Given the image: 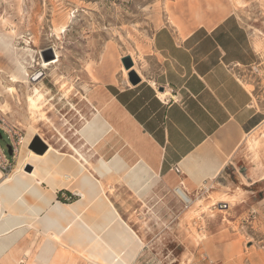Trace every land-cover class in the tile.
I'll use <instances>...</instances> for the list:
<instances>
[{
    "label": "crops",
    "instance_id": "1",
    "mask_svg": "<svg viewBox=\"0 0 264 264\" xmlns=\"http://www.w3.org/2000/svg\"><path fill=\"white\" fill-rule=\"evenodd\" d=\"M199 6V11L192 12V7L185 5L173 22L159 28L149 42H141L133 54L124 52L118 57L115 54L111 59L115 68L107 72L99 95L91 96L89 104L95 113L101 112L112 129L96 150L87 146L94 151L95 162L83 154L94 165L100 159L110 163L116 156L123 159L127 168L142 162L147 165L142 168L151 183L141 193L130 186L124 173L101 178L87 166L103 182L106 195L112 200L121 195L123 188L136 196L137 201L161 187L170 191L181 188L192 198L207 190L208 199L212 196L235 199L236 203L228 205L233 212L242 211L241 218L264 203V167L247 163L242 149L246 137L263 123L264 115L255 105V87L244 83L240 76L243 71L261 65L263 43L246 29L232 5ZM126 56L134 61L130 70L122 64ZM131 71L140 78L137 85L129 81ZM114 145L120 146L119 150L114 152ZM103 147L104 156L100 154ZM0 173L1 184L7 176ZM111 181L117 182L110 184ZM40 188L49 191L50 185L41 182ZM10 189L9 185L7 199L15 205L16 193L12 194ZM71 189L85 190L88 198H72ZM61 194L73 201L60 200ZM53 197L52 209L65 210L67 218L60 221L64 227L76 213L63 206L77 203L87 210L94 203L92 193L82 184L59 189ZM26 198L30 203L36 202L31 195ZM213 207L215 204L210 206ZM120 211L122 219H127ZM48 216L42 214L36 222L40 223L34 225L40 232L24 229L18 246L16 221L13 218L5 221L0 226V264H89L79 254L67 249L62 252V247L44 238L43 233L54 231L50 227L43 230V221ZM218 218L222 220V216ZM106 229L100 232L102 236H107ZM205 232L213 235L210 229ZM216 242L213 238L207 248L219 250ZM136 244L122 241L121 255L136 254L131 253ZM147 246L134 264H145ZM28 249L30 254L26 253Z\"/></svg>",
    "mask_w": 264,
    "mask_h": 264
},
{
    "label": "rangeland",
    "instance_id": "2",
    "mask_svg": "<svg viewBox=\"0 0 264 264\" xmlns=\"http://www.w3.org/2000/svg\"><path fill=\"white\" fill-rule=\"evenodd\" d=\"M185 5H190L192 12L199 11V5H232L246 29L263 43L261 65L240 76L255 87V105L264 115V0H0V42L7 43L0 46V144L14 166L20 151L14 159L10 156L8 135L17 133L23 142L33 129L55 149L70 154L67 139L95 162L94 151L87 149L77 134L95 113L86 99L99 95L107 72L115 68L111 60L115 54H133L136 46L140 48L141 42H149L159 28L173 22ZM57 52L61 61L46 69L44 61H55ZM20 64L27 68L28 76L20 75ZM14 76L22 83L12 82ZM71 86L74 89L66 97ZM35 87L45 93L49 103L45 112L52 123L41 122L29 107L28 97ZM254 137L260 143L255 150L249 144V138ZM119 148L114 145V152ZM242 149L247 163L264 167V121L246 137ZM103 152L104 147L102 156ZM84 154L101 178L124 173L131 182L132 170L119 165L120 156L110 163L100 159L94 165ZM75 191L73 198L79 199ZM120 191L121 195L109 199L148 245L145 264H208L206 254L211 264H264V203L240 218L242 211L233 212L228 205L236 203L235 199H208L207 190L193 197L196 204L192 206L179 199L174 189L155 188L139 201L127 188ZM58 197L73 201L66 194ZM199 200L203 204L198 205ZM206 228L213 235L206 233ZM213 238L219 250L207 248ZM140 247L137 243L133 251Z\"/></svg>",
    "mask_w": 264,
    "mask_h": 264
},
{
    "label": "bare ground",
    "instance_id": "3",
    "mask_svg": "<svg viewBox=\"0 0 264 264\" xmlns=\"http://www.w3.org/2000/svg\"><path fill=\"white\" fill-rule=\"evenodd\" d=\"M0 46L6 47L7 43L1 41ZM60 55L57 52V59L51 63L47 64L44 61V67L47 69L52 65L58 64L61 61ZM19 73L21 76H28V70L22 64H20ZM12 82L16 84L22 83L17 76L13 77ZM62 88H66L65 83L62 84ZM34 89V94L28 97L31 111L34 115L37 114L39 116L41 122L52 123L45 112V107L49 104L45 93L38 87ZM73 89L71 86L65 96L67 97ZM86 100L89 102L88 99ZM111 129L112 127L106 122L101 112L96 110L92 120H86L77 134L86 143V146L96 150ZM35 135H39L48 145V151L43 156L37 155L29 149V144ZM65 142L69 151H71L70 154L55 149L35 129L24 139L21 150H18L20 153L18 154V163L14 171L9 176L3 177L4 180L0 184V226L2 227V224L9 218H13L16 221L17 235L15 243L18 246L19 241L23 238L24 229L39 231L34 225L40 223L36 222L39 221L42 214H48V220L43 221V230L45 231L46 228L50 227L54 231L52 234L43 233L44 238L49 243L52 242L62 247V252H66L64 249H67L70 252L79 254L90 264H134L145 246L144 242L117 212L115 206L106 195L103 182L90 173L87 166L92 167L91 163L72 143L67 139H65ZM249 144L254 150L260 145L256 137L249 138ZM142 164L144 163L130 167L132 180L129 184L139 192L148 187L151 182V178L147 176ZM119 165L127 167L121 157ZM29 167L33 170L28 171ZM0 175L2 174L0 173ZM41 182H47L50 185V190H41ZM76 184H82L92 193L94 203L87 210L81 209L77 203L63 206L65 209L67 208L76 213L73 221L67 227H64L60 221L67 218L66 213L63 212L65 210L61 208L52 209L53 195L59 189H67ZM9 185L11 186V193L13 194V191L16 193L15 205L12 204V200L9 203L7 199ZM174 191L187 206L196 204V200L186 194L181 188H176ZM76 194L83 200L88 198L85 190H79ZM27 195H31L36 202L30 203L26 198ZM199 204H203V201L199 200ZM109 226H111V229H106ZM105 229L107 236H102L100 232ZM122 241L140 243V248L142 249L139 251L136 249L131 252L136 254L123 256L121 255L123 248L120 247ZM51 248L49 245L48 251ZM26 253L30 254V249Z\"/></svg>",
    "mask_w": 264,
    "mask_h": 264
},
{
    "label": "water",
    "instance_id": "4",
    "mask_svg": "<svg viewBox=\"0 0 264 264\" xmlns=\"http://www.w3.org/2000/svg\"><path fill=\"white\" fill-rule=\"evenodd\" d=\"M122 64L126 70H130L134 67V61L131 56H126L122 59ZM129 81L132 85H137L140 83V78L135 71H131L129 73ZM0 139H2V135H0ZM29 149L36 153L37 155L43 156L48 151V145L44 142V140L39 136L35 135L29 144ZM8 152L10 156H14V150L12 145L8 146ZM32 168L29 167L28 171H31Z\"/></svg>",
    "mask_w": 264,
    "mask_h": 264
},
{
    "label": "built area",
    "instance_id": "5",
    "mask_svg": "<svg viewBox=\"0 0 264 264\" xmlns=\"http://www.w3.org/2000/svg\"><path fill=\"white\" fill-rule=\"evenodd\" d=\"M2 123L5 126V123L4 122H2ZM1 128L2 127H0V129ZM8 139L10 140V144L13 147L14 155H16L18 152L19 145H21L23 142H22L20 136L17 135V133H14L11 135L9 134ZM13 159H14V157H13ZM14 169H15L14 161L11 160L10 158H8V156L6 155L4 149L2 148V146L0 144V171L4 175L9 176L14 171Z\"/></svg>",
    "mask_w": 264,
    "mask_h": 264
},
{
    "label": "trees",
    "instance_id": "6",
    "mask_svg": "<svg viewBox=\"0 0 264 264\" xmlns=\"http://www.w3.org/2000/svg\"><path fill=\"white\" fill-rule=\"evenodd\" d=\"M72 198H73V196L72 195H70ZM60 198V197H59ZM61 200V199H60Z\"/></svg>",
    "mask_w": 264,
    "mask_h": 264
}]
</instances>
